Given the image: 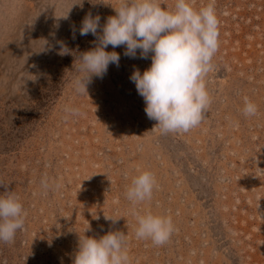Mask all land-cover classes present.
Segmentation results:
<instances>
[{"label":"rangeland","instance_id":"374dc122","mask_svg":"<svg viewBox=\"0 0 264 264\" xmlns=\"http://www.w3.org/2000/svg\"><path fill=\"white\" fill-rule=\"evenodd\" d=\"M73 2L0 0V193H15L27 213L15 239L0 242V264H72L88 226L90 237L126 233L129 264H264V0H215L212 103L187 132H163L146 115L129 77L150 55L117 47L119 65L75 92L79 56L97 43L79 35L81 22L91 13L102 26L115 10ZM60 42L70 54H58ZM245 98L255 116L242 114ZM145 170L157 187L134 205L125 193ZM146 212L172 217L166 244L136 238Z\"/></svg>","mask_w":264,"mask_h":264},{"label":"clouds","instance_id":"9594fccd","mask_svg":"<svg viewBox=\"0 0 264 264\" xmlns=\"http://www.w3.org/2000/svg\"><path fill=\"white\" fill-rule=\"evenodd\" d=\"M84 3L85 0H75L71 7L74 4L83 7ZM88 3L111 6L115 15L107 17L102 26L99 15L84 16L79 35L92 34L97 43L79 56V71L83 75L74 81L75 92L88 93L87 85L93 76L103 78L110 64L118 66L120 54L114 49L123 46L128 57L139 55L147 59L150 55V66L143 72L135 69L129 77L144 99L148 118L157 121L156 126L163 132H187L198 126L212 103L205 78L214 68L212 61L219 47L215 0H208L202 7H196L194 0H174L172 7L163 0H119L118 7L113 6L112 0H88ZM67 16L68 13L61 17ZM109 46L112 51L107 50ZM70 53L71 49L60 42L58 54ZM65 111L71 115L79 113L71 106ZM241 111L245 117H252L258 108L245 98ZM42 185L48 188L46 181ZM0 186L6 187L3 182ZM156 187L155 175L145 170L132 178L125 195L135 205L151 200ZM26 215L15 193L7 190L0 193V242L15 239L17 232L24 229ZM120 217L105 215V219L114 223ZM136 221V238L151 240L156 246L166 244L176 230L167 214H137ZM87 230L89 226L83 236L79 234L72 264H129L126 233L109 231L96 238L85 235Z\"/></svg>","mask_w":264,"mask_h":264}]
</instances>
